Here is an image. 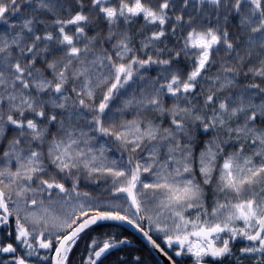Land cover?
Masks as SVG:
<instances>
[{
    "label": "snow or ice",
    "instance_id": "1",
    "mask_svg": "<svg viewBox=\"0 0 264 264\" xmlns=\"http://www.w3.org/2000/svg\"><path fill=\"white\" fill-rule=\"evenodd\" d=\"M0 264H264V0H0Z\"/></svg>",
    "mask_w": 264,
    "mask_h": 264
},
{
    "label": "water",
    "instance_id": "2",
    "mask_svg": "<svg viewBox=\"0 0 264 264\" xmlns=\"http://www.w3.org/2000/svg\"><path fill=\"white\" fill-rule=\"evenodd\" d=\"M132 230L131 229H129V232H131Z\"/></svg>",
    "mask_w": 264,
    "mask_h": 264
}]
</instances>
